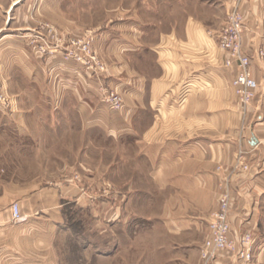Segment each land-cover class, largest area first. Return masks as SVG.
Returning a JSON list of instances; mask_svg holds the SVG:
<instances>
[{
	"label": "crops",
	"instance_id": "crops-1",
	"mask_svg": "<svg viewBox=\"0 0 264 264\" xmlns=\"http://www.w3.org/2000/svg\"><path fill=\"white\" fill-rule=\"evenodd\" d=\"M240 6L243 48L261 83L246 111L231 84L238 67L226 65L230 55L218 45L225 24L210 27L190 15L182 27L147 43L141 22L131 17L139 7L129 0H0V80L11 95L10 106L0 105V264H74L56 259V237L62 226L71 233L68 208L79 202L64 197L70 187L49 190L32 177L33 103L27 98L44 94L50 97L47 110L57 115L47 123L50 142H64V122L71 121L76 131L136 145L152 194L144 197L137 186L128 200L136 207L130 223L163 218L170 235L192 236L182 264H203L200 250L223 178L236 152L249 151L250 169L232 178L231 235L254 231L253 264H264V66L257 55L264 46V0H241ZM44 22L66 39L94 33L106 72L31 52L25 35ZM111 89L124 98L119 111L102 101V92ZM60 114L68 120H59ZM16 201L19 222L11 214ZM211 264L250 263L221 250Z\"/></svg>",
	"mask_w": 264,
	"mask_h": 264
},
{
	"label": "rangeland",
	"instance_id": "rangeland-1",
	"mask_svg": "<svg viewBox=\"0 0 264 264\" xmlns=\"http://www.w3.org/2000/svg\"><path fill=\"white\" fill-rule=\"evenodd\" d=\"M228 1L129 0V4L139 7L140 13L131 17L141 22L145 41L155 43L161 33H169L170 28L182 27L190 15L210 27L226 24ZM232 1L230 6L235 0ZM44 23H39L25 35L26 47L42 60L58 56L65 63L74 60L65 58V54L69 53L65 49L55 50L45 56L35 50L50 33L44 29ZM53 32L62 39L61 46L66 48H70L72 40H84L87 34L92 33L86 32L82 36L66 39L58 28ZM93 35L95 36L94 33ZM51 37L52 41L56 40L52 34ZM55 44L56 42L49 43L52 46ZM94 49L106 65L95 44ZM0 84L8 107L11 95L7 93L2 80ZM49 98L45 94L27 98L29 103H33V117L29 120L34 134L32 177L49 190L54 187H70L64 197L79 202L78 205L72 202L70 211L79 210L84 219L79 233L72 230L69 233L66 226L61 227L63 231L56 237V259L74 264H182L188 244L186 242H191L192 236L170 235L169 224L163 218L156 222L142 219L130 223L134 219L132 217L136 207L128 206V200L136 193L137 186L141 188L140 192H143L144 197L152 194L145 189L149 187L148 184L143 183L145 164L144 160L137 158L136 145L107 138L99 131H76L71 121L64 122V142H50L48 136L51 129L47 123L56 119L57 115L56 111L47 110ZM62 117L68 120L67 114H60L59 120H64ZM52 131L56 134L53 128ZM41 138L44 141H40ZM26 176L28 177V173ZM122 192L126 195L123 198ZM53 196L54 194L50 195V200H53ZM56 198L59 202L61 197L57 195ZM192 258L195 260L194 256Z\"/></svg>",
	"mask_w": 264,
	"mask_h": 264
},
{
	"label": "built area",
	"instance_id": "built-area-1",
	"mask_svg": "<svg viewBox=\"0 0 264 264\" xmlns=\"http://www.w3.org/2000/svg\"><path fill=\"white\" fill-rule=\"evenodd\" d=\"M241 0H235L228 13L227 23L223 27L219 37L218 45L220 48L229 53L230 58L226 60V65L236 64L238 73L232 80V87L235 89L240 103L246 111L253 103L257 96L261 83L254 76L251 65L252 57L243 48V34L245 30V17L240 6ZM44 29L50 32L41 44L35 50L42 52V56L49 55L63 49L69 51L65 54L66 59H74L87 67L89 72L101 75L106 72V65L101 60L98 52L94 49L95 36L93 33L87 34L84 40H72L70 48L61 46L62 39L58 38L56 29L50 23H44ZM52 36L56 37L52 41ZM50 42H56L54 46L49 45ZM63 47V48H62ZM62 48V49H61ZM63 50V51H65ZM258 58L264 66V46L257 50ZM102 101L112 111H119L124 104L122 94L114 89L104 90L102 92ZM0 104L7 106V98L5 97L2 85L0 84ZM249 151L239 149L234 157V164L228 174L223 178V184L219 195L218 208L211 212L209 221V235L206 238L202 248L201 256L203 264H211L217 256V252L226 250L233 254L238 260L253 264L254 250L256 245V235L254 231L247 230L240 237L231 235V210H232V195L234 186L232 178L234 175L242 171L250 169L248 160ZM218 170H223L222 166L217 167ZM11 214L14 222H19L23 218L22 208L19 202H14L11 206Z\"/></svg>",
	"mask_w": 264,
	"mask_h": 264
},
{
	"label": "trees",
	"instance_id": "trees-1",
	"mask_svg": "<svg viewBox=\"0 0 264 264\" xmlns=\"http://www.w3.org/2000/svg\"><path fill=\"white\" fill-rule=\"evenodd\" d=\"M68 209H69L68 210V219H69L68 223H69L70 228L72 229L73 232H77V233L81 232L80 228L82 227L84 223V219L81 216L82 215L81 212H79V210H78L79 213L77 211L72 212L70 211V208Z\"/></svg>",
	"mask_w": 264,
	"mask_h": 264
}]
</instances>
